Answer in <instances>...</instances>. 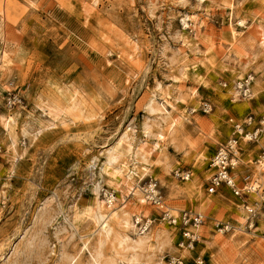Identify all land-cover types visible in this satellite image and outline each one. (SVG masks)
Masks as SVG:
<instances>
[{"label":"rangeland","instance_id":"1","mask_svg":"<svg viewBox=\"0 0 264 264\" xmlns=\"http://www.w3.org/2000/svg\"><path fill=\"white\" fill-rule=\"evenodd\" d=\"M258 30L264 33V0H0V39L9 53L0 68V114L15 118L17 137L14 152L6 150L0 127V264H106L114 237L137 238V215L151 219L135 250L142 264H264V208L250 223L237 221L264 194V47L252 64L247 56L238 63L255 77L256 96L234 94L230 78L213 73L220 53L234 56L231 45ZM190 64L200 81L189 73L181 79ZM167 90L182 99L173 103L174 114L185 109L172 130L151 110L163 105L160 93ZM70 99L74 109L63 124L38 128L44 114L36 103L68 107ZM233 123L246 133L261 127L254 141L237 138L232 169L235 185L254 192L208 195L210 160L232 138ZM155 134L164 138L138 185L152 180L173 217L203 216L197 238L182 248L188 227L172 226L163 209L147 200L141 205L138 194L122 200L123 213L117 208L118 217L132 216L133 229L112 222L113 235L102 244L98 226L82 215L94 199L103 201L101 162L119 138L135 150L154 143ZM120 152L132 168L131 153ZM185 174L187 181L180 178ZM215 222L229 223L231 231L216 232Z\"/></svg>","mask_w":264,"mask_h":264},{"label":"bare ground","instance_id":"2","mask_svg":"<svg viewBox=\"0 0 264 264\" xmlns=\"http://www.w3.org/2000/svg\"><path fill=\"white\" fill-rule=\"evenodd\" d=\"M206 1L207 0H197V2L199 3H204ZM181 24L182 28L188 29L190 25L189 17L184 16L181 21ZM238 26L243 27V23L239 22ZM231 34L233 38H235V32L233 29L231 30ZM2 43L3 41L0 39V68L4 67L9 63V53L3 49ZM231 46H233L232 55L234 54V56L229 55L230 51L229 54L220 53L221 55L218 58V63H216L217 66L213 64V73L228 76L233 83L234 94L239 93L242 94L245 99H250L253 96H256V93L260 91V88L255 80V77L248 73L245 66H242L238 63L242 56H247L248 58H250L249 63L251 64L256 61L258 57V54L255 53L256 49L264 47V33L258 30L255 34H246L242 40L236 41ZM262 62H264V58H262ZM188 73L191 74L197 81H200L202 79V77L197 72V66L195 64H190L189 66H182L181 79H184ZM260 75L264 76V73L260 72ZM171 92L172 91L170 90L164 92L162 91L160 93V96L163 100V105H160V107L156 106L157 108L151 109L152 112L154 111L163 114L162 120L164 123H167V127L169 130H172L175 127L179 126L181 121L184 119L185 114L184 108L182 109V111H180V113L178 112L177 114H174V112L176 111L174 104L176 102H181L182 99H180L176 95H172ZM194 94L195 91L191 90L189 95H191L192 97V95ZM70 101L71 105L68 107H60L55 103L49 102L48 104L43 101L36 103L35 107L41 110L42 114H44V116L42 117L43 119H38L35 121L38 128L40 130H43L55 126L56 123L63 124L66 117L72 115L74 109V100L70 99ZM14 124L15 118L0 114V127L4 131L7 139L5 148L6 150L12 153L14 152L15 145L17 144V137L15 135V132L13 131ZM129 133L130 131L125 132L123 136L129 135ZM142 133H144L146 137H148L147 135L149 133V129L146 128L144 132L142 131ZM163 138L164 137L161 134H155L154 143H152L151 145H148L147 143H139L138 147L135 148V150L131 149V145L126 141L127 139L125 140L119 138L118 140H116L115 146L109 152H107L105 160L102 161L100 165L101 174L103 175L104 179L103 183L105 187L103 190V201L100 202L94 199V205H92V207H86L84 211L82 210V215L85 218H90L92 222H94V226H98V230L96 229L98 231L97 239L100 243H106V241H109V238L113 235L112 222L116 223L117 226L121 225L123 228L133 229L134 225L130 222L132 218L130 214V216L128 215L127 217H118L117 215V208H119V211L123 213V209L126 207V202L122 201L124 198H127L130 195L137 196L138 194H141L140 196H137V200L141 205H143L147 202L146 194L156 193V191L153 190L154 183L152 180L148 184H146L145 188L143 189H141L138 184L142 181L143 177L148 172V169L145 167V164L148 163V159L152 156L153 152L160 150V142L163 140ZM121 150H124L127 153H131L130 158L131 161L134 162L131 166L132 168L127 166V163L129 162H126L124 158L121 159ZM138 162H141V166L137 168L135 167V165ZM117 203H120V205L116 206ZM148 216H146L144 219H141V215L134 216L135 222L139 224V228H137L136 230H132V233L135 234V236L137 237L136 239H130L126 236L114 237L115 241L117 242L116 244H114L115 246L112 245L114 246V254L111 259L109 258L108 262L106 261V264H142L136 256L135 250L141 249L144 245V241L147 239V237L145 236L147 234L148 227L150 226L149 224L151 223V219ZM244 216L246 215H243L241 213L240 216L237 217V221H246L248 219V216L246 218ZM195 232L196 231L194 229L188 228L183 230L182 235L185 237V239L189 237L193 238L196 234ZM233 232H236V230H234ZM191 234H193V236H191ZM227 242L228 240L225 242L222 241V246L224 247L225 245H227ZM102 244L100 245L102 246ZM184 246H186V248L188 249L192 248V244L188 241H184L183 239L181 247L183 248ZM94 264L102 263L94 259Z\"/></svg>","mask_w":264,"mask_h":264},{"label":"built area","instance_id":"3","mask_svg":"<svg viewBox=\"0 0 264 264\" xmlns=\"http://www.w3.org/2000/svg\"><path fill=\"white\" fill-rule=\"evenodd\" d=\"M251 119H249L250 121ZM249 125V122L246 123ZM233 134L232 138L223 146L217 149L210 160V167L213 171L209 183L208 188L206 190L208 195L214 194L217 190L225 188L229 190L233 196L241 198L242 196H247L251 194L252 187L246 186L243 189L238 188L234 180L232 178V169L234 167V159L237 154V138L242 137L247 139V142H251L256 140V138L260 134L261 127L255 128V130L251 133L245 132V125L233 123ZM182 180L187 181L189 179V174H185L180 177ZM153 190L156 193H148L146 194V200L152 205L159 209H163L162 211V219L167 221L172 226L179 224L181 227H188L194 229L195 231L202 226L204 219L200 214H192L190 212H181L180 217L176 218L171 215L166 210H164V203L162 196L157 191L156 185L154 184ZM264 208V194L260 196V200L258 203H254L252 207L244 206V210L248 215V219L246 220L248 223L251 222V219L256 216V210H260ZM167 215V216H166ZM214 229L216 232L220 234H225L231 231V226L229 223H221L215 222ZM196 233V232H195ZM193 236V234H191ZM196 234L193 238H187L191 244H193L196 240ZM171 264H182L180 260L173 259ZM194 264H203L202 260H197Z\"/></svg>","mask_w":264,"mask_h":264},{"label":"crops","instance_id":"4","mask_svg":"<svg viewBox=\"0 0 264 264\" xmlns=\"http://www.w3.org/2000/svg\"><path fill=\"white\" fill-rule=\"evenodd\" d=\"M222 189H225V188H222ZM227 190V189H226Z\"/></svg>","mask_w":264,"mask_h":264}]
</instances>
